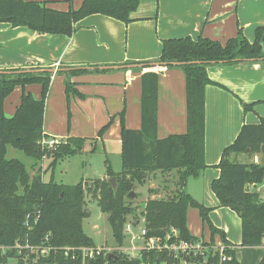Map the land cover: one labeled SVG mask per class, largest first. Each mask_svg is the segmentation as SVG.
Here are the masks:
<instances>
[{
    "label": "trees",
    "instance_id": "obj_1",
    "mask_svg": "<svg viewBox=\"0 0 264 264\" xmlns=\"http://www.w3.org/2000/svg\"><path fill=\"white\" fill-rule=\"evenodd\" d=\"M140 0H83L74 8L66 0L68 8L60 11L49 6V1L0 0V23L22 27L37 35L71 37L75 25L92 15H102L128 24ZM264 28L255 30L250 43L237 31L234 38L225 43L199 37H188L161 41V53L156 60L164 68H178L185 76L186 132L156 138L158 69L146 71L141 76V128L128 130L121 121V171L114 173L107 164L106 177H115L117 189L114 193L104 179L89 182L79 181L75 185L57 183L53 172L63 159L81 154L86 143L90 152L96 151L95 142L102 138L113 121V117L98 132L96 138L69 137L52 148L42 145L47 140L43 134L44 105L52 73L49 71L11 70L0 73V264L17 258L16 264H82L80 248L94 249V243L82 228L86 194L97 201L99 210L107 214L112 235L118 247L124 243V226L127 217L134 215L132 200L135 185H143L153 172L176 173L177 190L166 199H152L144 203L141 212L145 237L167 236L173 242L199 243L205 250L178 254L174 257L166 252L142 251L136 259H129L121 252L108 258L100 253L85 264H239L234 247L227 242L222 231L215 228L208 218L210 209L193 200L184 187L189 179H198L207 168L204 162V89L214 84L207 75L212 65H233L239 62H264ZM180 65H172V64ZM98 71V70H96ZM73 69L58 71L57 75L70 77L85 73ZM29 85L40 86V97L35 99L22 91L19 105L10 118L4 115L3 102L16 87L22 90ZM66 96H80L68 81ZM253 104H243L244 112L251 111ZM264 145V119L257 125L244 124L234 142L226 147L217 164L219 176L212 181L211 191L220 207L233 211L241 221V246L264 248V202L258 194L247 191L250 184H259L264 179V164L237 163L230 161L231 155H260ZM8 148L21 152L34 164L48 159L50 180L43 181L42 174L30 176L23 163L6 159ZM136 198V196H135ZM134 198V199H135ZM189 207L198 210L201 221L210 232L208 242L196 238L186 227V211ZM137 222L138 218H135ZM133 220V221H134ZM176 236L172 235V231ZM219 235L222 250L215 246L214 236ZM48 249L46 254L40 251ZM4 250V252H3ZM258 264H264V254Z\"/></svg>",
    "mask_w": 264,
    "mask_h": 264
},
{
    "label": "crops",
    "instance_id": "obj_2",
    "mask_svg": "<svg viewBox=\"0 0 264 264\" xmlns=\"http://www.w3.org/2000/svg\"><path fill=\"white\" fill-rule=\"evenodd\" d=\"M25 1H49L50 7L60 11L68 8L66 0ZM71 1L73 7L78 8L83 0ZM130 18L132 21L124 24L102 15L88 16L76 23L71 37L37 35L26 28L0 23V73L55 71L42 122L47 140L96 138L113 117L102 138L95 142L94 148L106 157L104 171L97 179L106 178L107 164L114 173L121 171L119 114L123 112L126 129L141 128V76L144 72L158 69L156 138L162 140L186 132L185 76L178 68L154 66L158 64L161 41L202 37L223 44L234 38L240 29L252 43L256 28H264V0H140ZM73 69L86 72L70 77L56 74ZM206 71L214 83L204 89V162L207 168L198 179H189L184 191L210 209V222L234 247L239 264H258L264 248L241 246V221L233 211L219 206L211 183L219 176L216 166L222 151L234 142L242 126L257 125L264 119V62L217 64ZM67 81L82 97L66 96ZM22 91L29 92L35 99L40 97L39 85H29L23 90L16 87L3 102L7 118L15 113ZM243 104H253L252 110L244 112ZM109 156L120 158V171H115ZM242 159L243 155L230 156L232 162L257 163V157L250 162ZM175 175V171L149 174L145 181L146 191H158V184L161 186L159 193L149 192L148 200L166 199L167 193L175 190ZM140 221L143 225L142 218ZM132 222L135 227L139 221ZM186 227L190 235L209 241V229L202 223L197 209H187ZM214 244L222 246L219 235L214 236Z\"/></svg>",
    "mask_w": 264,
    "mask_h": 264
},
{
    "label": "rangeland",
    "instance_id": "obj_3",
    "mask_svg": "<svg viewBox=\"0 0 264 264\" xmlns=\"http://www.w3.org/2000/svg\"><path fill=\"white\" fill-rule=\"evenodd\" d=\"M90 149L91 145L89 143H86L81 154L67 157L60 161L53 172L54 181L65 185H75L79 181L89 182L93 179H97L100 173H103L102 171H104V160L106 157L101 150L97 149L95 152L91 153ZM254 157H257V163H259L260 155L251 157L248 155H243L242 160L244 162H250L253 161ZM109 158L115 171H120V158L115 156H109ZM6 159H16L23 163L27 168L30 176L42 174L44 182L50 180L51 171L48 169V165L50 162L48 159H44L41 162L34 164L32 160L26 158L21 152L12 148L7 149ZM176 180L175 186H173L175 189L174 191L177 190ZM158 185V191L154 189L146 191V182L143 185H135V195L133 198H131L133 199L131 204L133 207L134 215L128 216L126 222L132 223L135 218H138L139 222L135 227H133V232L138 233L143 227L142 221L140 220L144 203L148 200V198H150L149 192H160L161 185ZM173 187H169V189L171 190V188ZM174 191L167 193L169 195L165 197L167 198L169 196H172ZM85 204L87 216L83 220L82 228L84 234L87 237L91 238V240L93 241L95 248L100 249L104 254H113L115 251L121 252L122 254H137V252H132V248L138 249L141 246V242L135 241L136 243L132 244L129 237L126 236L123 245L121 247H118L113 238L112 230L107 220L108 215L102 213L99 210L97 201L94 198L90 197V195L88 194H86L85 197ZM17 261V258H11L7 259L4 264H16Z\"/></svg>",
    "mask_w": 264,
    "mask_h": 264
},
{
    "label": "built area",
    "instance_id": "obj_4",
    "mask_svg": "<svg viewBox=\"0 0 264 264\" xmlns=\"http://www.w3.org/2000/svg\"><path fill=\"white\" fill-rule=\"evenodd\" d=\"M57 140H42L41 144L46 146L47 148H52L55 144H57ZM247 191L250 193H256L260 197V199L264 202V179L259 184H250L247 186ZM133 222L126 223L124 226V234L129 237L132 244L136 243L135 241L141 242V246L138 249L132 248V252H137V254L129 253L124 254L129 259H136L140 256L142 251H156V252H166L168 254L173 255L174 257L178 256V254H189L190 252H197L205 250L200 246L199 243L196 244H189L187 242H173L168 244L167 241L169 240L170 236H167L164 241H161L159 238L145 237V229L142 227L138 233L133 232ZM172 235L176 236V232L173 230L171 232ZM217 247V246H216ZM222 250L223 246L218 247ZM48 249H43L41 254H46ZM80 252V257L82 259V264H85L87 259L91 260L96 255L102 253L100 249L97 248H80L78 249ZM126 253V252H125ZM130 255V256H128ZM182 264H188L183 262Z\"/></svg>",
    "mask_w": 264,
    "mask_h": 264
},
{
    "label": "water",
    "instance_id": "obj_5",
    "mask_svg": "<svg viewBox=\"0 0 264 264\" xmlns=\"http://www.w3.org/2000/svg\"><path fill=\"white\" fill-rule=\"evenodd\" d=\"M164 66L165 64H162V63H158L154 66ZM172 65H180V64H172ZM29 71V70H28ZM27 70L26 71H20V73L22 72H28ZM65 71H68V70H65ZM50 73H54L55 71L53 70H49ZM259 164L260 165H263L264 164V145L261 147V152H260V158H259ZM105 180L107 181V183L111 186L113 192L115 193L116 192V189H117V183H116V178L115 177H106ZM135 195L134 192H130L128 195H127V199H131L133 198ZM108 258H113L114 260H117L118 257L113 255V254H108Z\"/></svg>",
    "mask_w": 264,
    "mask_h": 264
}]
</instances>
